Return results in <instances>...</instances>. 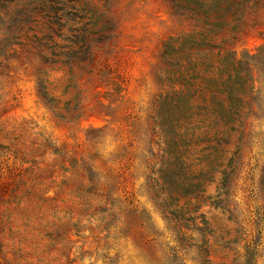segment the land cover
Segmentation results:
<instances>
[{
	"label": "rangeland",
	"instance_id": "1",
	"mask_svg": "<svg viewBox=\"0 0 264 264\" xmlns=\"http://www.w3.org/2000/svg\"><path fill=\"white\" fill-rule=\"evenodd\" d=\"M42 1L0 67V264H264V0Z\"/></svg>",
	"mask_w": 264,
	"mask_h": 264
},
{
	"label": "trees",
	"instance_id": "2",
	"mask_svg": "<svg viewBox=\"0 0 264 264\" xmlns=\"http://www.w3.org/2000/svg\"><path fill=\"white\" fill-rule=\"evenodd\" d=\"M11 7L5 18L0 16V67L9 52L16 45H23V30L24 27L31 23L40 10L45 9V5L42 0H9ZM42 7V9H40ZM169 48V44L166 45L165 49ZM170 59H167V63H171L173 60L172 55H169ZM227 101H232L230 95L226 98ZM221 114V113H220ZM222 118L229 119V116L220 115ZM214 142L218 145L219 139H215ZM214 150H216L214 148ZM228 167V165L226 166ZM206 173V172H205ZM229 173L226 169L221 171V179L219 182L218 189H224L228 181Z\"/></svg>",
	"mask_w": 264,
	"mask_h": 264
}]
</instances>
